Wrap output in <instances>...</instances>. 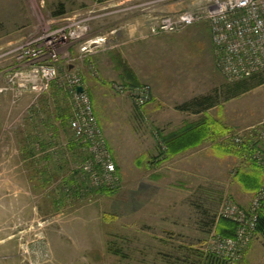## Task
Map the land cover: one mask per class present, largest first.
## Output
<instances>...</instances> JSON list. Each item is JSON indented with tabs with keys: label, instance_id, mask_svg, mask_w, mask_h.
Wrapping results in <instances>:
<instances>
[{
	"label": "rangeland",
	"instance_id": "374dc122",
	"mask_svg": "<svg viewBox=\"0 0 264 264\" xmlns=\"http://www.w3.org/2000/svg\"><path fill=\"white\" fill-rule=\"evenodd\" d=\"M152 1L0 0V56L24 39L90 18L85 35L63 49L62 61L83 78L120 176L112 194L90 192L58 203L64 177L85 158L83 150L78 154L69 148V125L53 130V125L59 128L58 115L71 111L64 70L39 97L26 95L15 103L9 93L1 95L0 191L6 171L18 186H27L30 196H0V264H196L200 252L218 250L219 241L236 233V221L222 215L224 207H253L264 174L251 172V151L226 149L242 146L236 136L253 144L259 139L256 132H264V84L227 98L234 81L216 66L207 22L177 33H150L153 16L191 9L198 0ZM99 37L106 39L82 50ZM11 63L0 57V72ZM123 65L138 79L136 86L150 87L145 105L119 91L120 85L128 86L125 78L131 73ZM217 93L219 103L203 112L179 109ZM206 116L230 130L170 156L162 154L168 151L163 137ZM36 121L39 128L32 130ZM31 134L54 143L47 151L50 160L43 158L46 153L38 155V168L50 176V186L37 183L35 189L25 178L33 168L21 164L20 147ZM260 142L264 146V139ZM63 165L65 171L56 173ZM257 209L263 211L264 200ZM240 255L232 262L264 264V236L254 233Z\"/></svg>",
	"mask_w": 264,
	"mask_h": 264
},
{
	"label": "built area",
	"instance_id": "2783aa9c",
	"mask_svg": "<svg viewBox=\"0 0 264 264\" xmlns=\"http://www.w3.org/2000/svg\"><path fill=\"white\" fill-rule=\"evenodd\" d=\"M164 1L167 0H153L151 3L156 5ZM89 20V17L73 19L66 26L39 37L24 39L5 51L0 57L11 58L12 63L0 72V96L9 93L15 103L26 95L39 97L51 89L60 77L62 68L71 104L69 127L73 140L82 146L85 153V158L72 170L87 177L93 187L116 188L120 184V176L105 133L97 120L91 96L83 78L75 73L68 62L62 61L63 49L85 35ZM200 22L209 25L216 66L227 79L235 81L264 70V0H198L191 9L153 16L150 33H177ZM105 39H91L82 46V50L88 51ZM3 76L4 83L1 82ZM79 86L84 87L82 92L78 91ZM118 89L123 93L129 92L135 103L143 106L147 102L150 87L143 85L128 88L120 85ZM256 133L259 138L257 141L264 139L263 131ZM234 139L240 145L245 143L240 136ZM262 142L250 150L249 158L264 174ZM262 200L264 183L250 210L240 209L233 204L224 207L222 215L233 218L237 230L234 236L219 241L215 252L231 261L240 258V252L257 232V208Z\"/></svg>",
	"mask_w": 264,
	"mask_h": 264
},
{
	"label": "trees",
	"instance_id": "16d2710c",
	"mask_svg": "<svg viewBox=\"0 0 264 264\" xmlns=\"http://www.w3.org/2000/svg\"><path fill=\"white\" fill-rule=\"evenodd\" d=\"M122 64V62H121ZM124 69L126 70V65H123ZM127 71H130L127 68ZM126 71V73H128ZM130 74H127V79L125 78V84H127V87H135L137 84H139L138 79L134 76L132 71H130ZM233 86L228 88V96L227 98L231 97H236L248 90H250L252 87L264 84V70L250 76L247 78L235 80L233 83ZM93 105L94 101L93 98L91 97ZM219 95L218 93L216 95H207V96H201V97H196L191 101H187L184 104L179 106V109L184 110V111H191V112H203L207 108L214 106L215 104L219 103ZM71 117V111L67 115L60 116L61 124L63 127H67L69 125V120ZM230 129L226 128L223 125H220L217 123V121L209 116L203 117L200 119L198 123H194L193 125L191 124L188 128L185 127V129L178 131L172 135L163 137L164 143L167 146L168 151H162V154H168L169 156L171 154H175L177 152H180L181 150H184L186 148H189L191 146L197 145L200 142H202L206 137H209L210 135H214L215 133H224L228 132ZM33 138L34 140H30L29 138ZM29 138L26 139L29 142H38V143H45L48 147L50 140L47 141V139H43L38 134H34V137L29 135ZM260 141H254L253 144H247V141L242 144V146L239 147H229L226 150L230 153H235V154H242L249 152L251 149L250 148H257L258 144ZM72 145L69 146V148L73 151V153H78L82 150V146L77 143L76 141L73 140ZM251 145V146H249ZM73 147V148H72ZM47 150V149H45ZM78 151V152H76ZM46 154L44 155L43 158L50 160L48 156H51L50 153L45 152ZM57 154V153H56ZM28 155L31 157L36 156V151L34 148H31L28 152ZM60 162H65L62 158L59 159ZM67 168V164H66ZM38 172H43L42 174L46 173V171H42L41 169H37ZM67 170V169H66ZM72 172V175H68L64 177L63 182L61 183V191H62V197L61 199H58V203L61 201L66 200L68 197H81L83 195H86V193H100V194H112L114 193L118 187L116 188H111V187H93L87 177H83L80 175L79 172L73 171L70 169ZM43 177V186L47 187L50 186V180L47 179L50 176L44 175ZM55 193V191H54ZM90 193V194H91ZM56 203V202H54ZM219 221L216 220V224L218 225ZM218 227V226H217ZM257 232L262 234L264 236V209L258 214V225H257ZM232 234L231 236H233ZM111 252L117 255H121L122 252L119 249L116 248H110ZM199 260L196 264H235L231 260L219 255L217 252H205L201 253L198 255Z\"/></svg>",
	"mask_w": 264,
	"mask_h": 264
},
{
	"label": "crops",
	"instance_id": "0c3cea01",
	"mask_svg": "<svg viewBox=\"0 0 264 264\" xmlns=\"http://www.w3.org/2000/svg\"><path fill=\"white\" fill-rule=\"evenodd\" d=\"M172 8V7H171ZM60 119V116L58 115V120ZM60 121V125H59V128H57L56 126L53 125V130L55 133H57L58 131L60 130H64V127L62 126L61 124V120ZM58 121V122H59ZM38 122L36 121L34 123V125H32V130H36L37 128H39V125H37ZM42 124V123H41ZM42 127V126H41ZM68 128V127H67ZM28 132V131H27ZM36 132V131H35ZM69 143V146L74 144L73 143V140L70 139V141L68 142ZM54 143H49L48 147L45 143H34V142H29L28 140H24L23 141V144L21 145V151L23 153V160H21V164L22 163H26L28 166H32L33 168V171L32 173H30V176L26 177V180H29L31 179V181L34 183L33 184V188L37 189L36 185L37 183H40L41 186L40 187H44L43 186V177L44 176L42 174V172H38V165H39V160H41L42 158L39 157L40 155L39 154H43L48 151V149L50 148L51 145H53ZM31 148H34V150L36 151V156L33 158L31 156L28 155V152ZM73 148V147H72ZM47 149V150H45ZM39 155V156H38ZM64 168V169H62ZM61 169H57L55 170L56 173H61V171H65V167L63 165ZM250 170L251 172H253V170L255 171H258V175H260V177L263 176V172L261 171V169L259 168V166L255 163H251L250 164ZM63 173V172H62ZM28 178V179H27ZM16 179L13 177V176H10L8 175V173H6V171H4V183H5V189L0 191V196H3V197H10L12 198L13 196L14 197H20V198H25V197H28V195L30 196L29 192L28 191V188L27 186L25 185H22V183H20V185L18 186V184L16 183ZM260 186V182L257 183L256 187L258 188ZM49 197V196H48ZM250 198V197H249ZM36 208V207H34Z\"/></svg>",
	"mask_w": 264,
	"mask_h": 264
},
{
	"label": "water",
	"instance_id": "95a60500",
	"mask_svg": "<svg viewBox=\"0 0 264 264\" xmlns=\"http://www.w3.org/2000/svg\"><path fill=\"white\" fill-rule=\"evenodd\" d=\"M83 90H84V87H83V86H79V87H78V91H79V92H82Z\"/></svg>",
	"mask_w": 264,
	"mask_h": 264
}]
</instances>
